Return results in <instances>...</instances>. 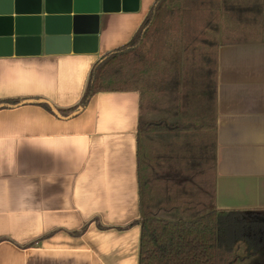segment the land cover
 Segmentation results:
<instances>
[{
	"label": "crops",
	"instance_id": "0c3cea01",
	"mask_svg": "<svg viewBox=\"0 0 264 264\" xmlns=\"http://www.w3.org/2000/svg\"><path fill=\"white\" fill-rule=\"evenodd\" d=\"M154 1L99 11L95 53L0 52V102L76 107L93 65L130 41ZM240 2L242 17L260 2L262 24L217 49L212 205L264 212V0ZM138 111L137 92L97 93L69 119L37 104L0 108V264H138Z\"/></svg>",
	"mask_w": 264,
	"mask_h": 264
},
{
	"label": "trees",
	"instance_id": "16d2710c",
	"mask_svg": "<svg viewBox=\"0 0 264 264\" xmlns=\"http://www.w3.org/2000/svg\"><path fill=\"white\" fill-rule=\"evenodd\" d=\"M240 4L155 0L130 41L93 65L76 107L58 110L42 99L0 102V108L37 104L69 119L97 93H138L139 219L131 224L140 227L138 264H264V212L212 205L217 49L242 41L243 25L256 36L262 24L260 2L243 6L244 17ZM243 232L244 247L235 246L233 238Z\"/></svg>",
	"mask_w": 264,
	"mask_h": 264
},
{
	"label": "water",
	"instance_id": "95a60500",
	"mask_svg": "<svg viewBox=\"0 0 264 264\" xmlns=\"http://www.w3.org/2000/svg\"><path fill=\"white\" fill-rule=\"evenodd\" d=\"M138 0H0V52L95 53L99 11H136Z\"/></svg>",
	"mask_w": 264,
	"mask_h": 264
},
{
	"label": "rangeland",
	"instance_id": "374dc122",
	"mask_svg": "<svg viewBox=\"0 0 264 264\" xmlns=\"http://www.w3.org/2000/svg\"><path fill=\"white\" fill-rule=\"evenodd\" d=\"M259 218L262 220V222H264V215H261V217H259ZM245 219H246V222L248 224L252 222V221H250L249 217H247V216L245 217ZM245 226H247V225H245ZM245 236H246V233L244 234V232H243L241 235H239V237L237 236V237L233 238L232 243L235 246L236 245H242V247H244V245H245Z\"/></svg>",
	"mask_w": 264,
	"mask_h": 264
}]
</instances>
